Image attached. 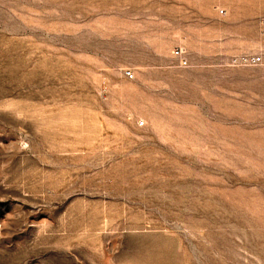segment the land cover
I'll return each instance as SVG.
<instances>
[{
    "label": "rangeland",
    "instance_id": "1",
    "mask_svg": "<svg viewBox=\"0 0 264 264\" xmlns=\"http://www.w3.org/2000/svg\"><path fill=\"white\" fill-rule=\"evenodd\" d=\"M0 264H264V0H0Z\"/></svg>",
    "mask_w": 264,
    "mask_h": 264
},
{
    "label": "built area",
    "instance_id": "2",
    "mask_svg": "<svg viewBox=\"0 0 264 264\" xmlns=\"http://www.w3.org/2000/svg\"><path fill=\"white\" fill-rule=\"evenodd\" d=\"M172 53H173V56H175L178 59V62L181 64V66H186L187 65L186 59L184 57V52H183V50L180 47H175ZM254 60L257 61L258 57L254 58ZM125 75L127 77H132L133 76V74H132V72L130 70H126L125 71Z\"/></svg>",
    "mask_w": 264,
    "mask_h": 264
}]
</instances>
